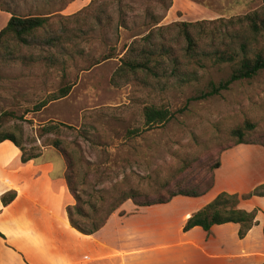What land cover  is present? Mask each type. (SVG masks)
<instances>
[{
	"label": "rangeland",
	"instance_id": "obj_1",
	"mask_svg": "<svg viewBox=\"0 0 264 264\" xmlns=\"http://www.w3.org/2000/svg\"><path fill=\"white\" fill-rule=\"evenodd\" d=\"M262 5L263 0H0V30L12 14L48 16L36 40L23 45L8 39L13 54H0V132H13L36 152L60 139L73 157L72 178L84 200L98 202L100 195L106 199L129 188L166 194L174 183L202 189L210 176L207 160L232 144L235 126L249 119L255 127L249 137L264 140V69L194 99L210 81L226 79L230 66L215 63L209 42L189 62L178 29L181 22L197 24L205 34L227 38L215 41L224 47L227 32L238 27L229 21ZM147 35L150 42L173 46L189 82L168 75L160 84L145 85L142 78L110 84L126 51L147 42L141 40ZM65 87L68 94L59 97ZM150 105L166 108L170 118L146 125L143 109Z\"/></svg>",
	"mask_w": 264,
	"mask_h": 264
},
{
	"label": "crops",
	"instance_id": "obj_2",
	"mask_svg": "<svg viewBox=\"0 0 264 264\" xmlns=\"http://www.w3.org/2000/svg\"><path fill=\"white\" fill-rule=\"evenodd\" d=\"M21 150L0 142V264H262L264 196L240 199L238 207L256 209V224L239 238L237 223L195 226L183 231L194 212L222 192L246 194L264 183V147L237 144L221 152L214 184L197 197L137 206L126 200L92 234L73 228L66 207L74 203L64 178L65 163L53 147L21 161Z\"/></svg>",
	"mask_w": 264,
	"mask_h": 264
},
{
	"label": "trees",
	"instance_id": "obj_3",
	"mask_svg": "<svg viewBox=\"0 0 264 264\" xmlns=\"http://www.w3.org/2000/svg\"><path fill=\"white\" fill-rule=\"evenodd\" d=\"M47 21L48 16L45 15L19 16L12 14L5 26L0 30V54H13L12 46L8 39H12L16 43L29 45L31 41L38 38L39 31L46 28ZM229 22L232 25H238V27L232 26L231 30L227 32L229 42H226V46L222 45L224 47L215 46L216 40L227 39L219 38V33L211 32L205 34L203 29H199V26L193 23L181 22L179 26V36L183 43L181 51H183L182 54L185 59L190 62L189 59L196 54L199 47L209 42L212 49H214L212 55L215 63H228L230 66V74L226 79L218 82L210 81L207 85V90L200 91L199 95L194 97V99L216 95L220 91L228 89L232 82L250 79L264 69V48L258 47L261 43L260 40L264 38V0L262 7L258 10L238 16ZM220 35L222 36L223 34ZM149 38L150 35L141 38V40H146L147 42L136 46L132 44L133 46H130L129 50L126 51L125 55L120 59V64L111 74L110 84L112 86L119 87L132 79L141 78L145 85H147V81L149 84H160L162 79L168 75H178L181 81L189 82L190 74H182L179 71L180 62L179 58L174 54L173 46L164 42L153 43L150 42ZM205 39L209 40L204 41ZM192 76H194L193 72ZM68 92L69 87L63 88L59 97L66 96ZM170 115L169 110L162 107L150 105L143 109L144 123L146 125L165 122L170 118ZM253 133H255L254 123L249 119H245L240 125L235 126L231 130L232 144L221 149L212 162L211 158L207 160V169L210 171V176L202 189L188 188L181 183H174L166 188V194H161L157 190L155 193L149 194L139 189L129 188L119 190L114 195H107L106 199L103 195H100L98 202L84 200L79 194L72 178L74 171L73 157L63 142L55 138L49 145L56 149L64 159V178L74 200L73 204L66 207L69 223L83 234H92L100 229L110 214L116 211L126 200H131L137 206H149L167 203L178 195L188 197L201 196L214 184V171L220 166V155L223 150L237 144H259L264 147V140H261L260 136L259 138L249 137ZM5 140L11 141L21 150L22 162L35 159L41 155V151L26 150L13 132L1 131L0 142ZM187 165L182 167V171L186 169ZM165 185V183H162L157 188L165 187ZM252 196H264V183L242 195L225 191L218 193L214 199L188 217L183 226V231L199 226L208 232L213 225L232 222L239 224L238 236L243 238L251 227L256 224L257 210L248 211L238 207V204L240 199ZM15 197L16 192L10 189L1 195L0 200L3 206H6ZM86 204L90 211L85 209L84 205Z\"/></svg>",
	"mask_w": 264,
	"mask_h": 264
}]
</instances>
